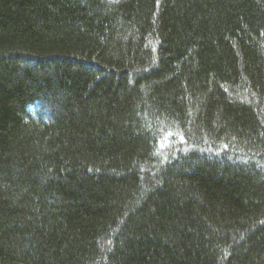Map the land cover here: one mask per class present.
I'll return each instance as SVG.
<instances>
[{
	"label": "trees",
	"instance_id": "trees-1",
	"mask_svg": "<svg viewBox=\"0 0 264 264\" xmlns=\"http://www.w3.org/2000/svg\"><path fill=\"white\" fill-rule=\"evenodd\" d=\"M0 264H264V0H0Z\"/></svg>",
	"mask_w": 264,
	"mask_h": 264
}]
</instances>
